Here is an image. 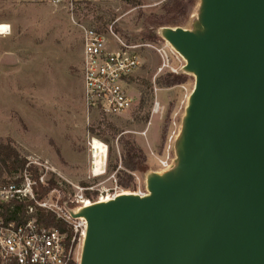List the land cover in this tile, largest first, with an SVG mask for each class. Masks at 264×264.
I'll return each mask as SVG.
<instances>
[{
	"label": "water",
	"instance_id": "1",
	"mask_svg": "<svg viewBox=\"0 0 264 264\" xmlns=\"http://www.w3.org/2000/svg\"><path fill=\"white\" fill-rule=\"evenodd\" d=\"M161 37L194 76L175 166L82 206L79 264H264V0H199Z\"/></svg>",
	"mask_w": 264,
	"mask_h": 264
},
{
	"label": "rangeland",
	"instance_id": "2",
	"mask_svg": "<svg viewBox=\"0 0 264 264\" xmlns=\"http://www.w3.org/2000/svg\"><path fill=\"white\" fill-rule=\"evenodd\" d=\"M132 1L75 0L71 5L54 6L48 0H0V25L7 27L0 35V141L11 142L28 165L36 168L38 177L43 175L44 181L53 179L58 184L41 199L66 210L76 209L79 204L74 200L80 196L95 202L100 196L144 188L150 173H163L175 166V146L194 76L185 74L179 84L158 85L159 77L166 75L155 77L160 63L156 48L163 41L147 36L164 15L166 0ZM181 1L188 13L184 28L194 29L200 2L189 5L188 0ZM84 27L107 36L112 31L127 45L137 47L141 66L131 78L129 91L134 102L124 113L106 115L84 103ZM155 99L163 108L152 114ZM108 124L115 127L114 134ZM92 137L107 146L100 174L90 167ZM122 139L132 141L144 153L146 172L121 167ZM166 155L171 159L169 167L161 169L158 160ZM118 170L132 176L133 187L118 186ZM14 174L4 173L1 179L8 181ZM80 254L81 250L79 258Z\"/></svg>",
	"mask_w": 264,
	"mask_h": 264
},
{
	"label": "built area",
	"instance_id": "3",
	"mask_svg": "<svg viewBox=\"0 0 264 264\" xmlns=\"http://www.w3.org/2000/svg\"><path fill=\"white\" fill-rule=\"evenodd\" d=\"M48 1L54 6H62L71 5L75 0ZM110 34L107 36L91 27H84L82 30V97L87 107L115 116L128 111L133 105V97L129 92L131 78L141 66V56L135 45H127L112 31ZM114 40L115 47L111 48V41ZM162 41L161 47L156 48L160 63L156 68L155 77L180 72L185 64L180 54L168 42ZM162 108L163 106L155 99L151 113H160ZM94 139L92 137L89 142L91 169L95 165L92 149ZM102 144L105 147L104 169L107 146ZM170 161V156L166 155L158 160L159 167L168 168ZM100 164L99 160L98 167ZM39 184L42 186L47 184L44 176L33 178L26 170L19 183L0 184V264H79V251L82 249L86 221L82 217L73 218L70 211H76L94 201L80 196L79 200H74L79 206L66 210L37 198L34 188ZM123 192L139 196L147 194L146 187H136L135 190ZM121 193L100 196L97 201L103 198L111 199ZM28 202L30 203L27 204ZM23 203L27 204L23 212L17 211L15 217L8 218L7 214ZM4 209H8L7 213ZM38 210L54 214L57 219H61L64 227L40 223L36 218Z\"/></svg>",
	"mask_w": 264,
	"mask_h": 264
},
{
	"label": "trees",
	"instance_id": "4",
	"mask_svg": "<svg viewBox=\"0 0 264 264\" xmlns=\"http://www.w3.org/2000/svg\"><path fill=\"white\" fill-rule=\"evenodd\" d=\"M123 1H125L126 3L133 4L132 0ZM197 1L198 0H188V4L195 5ZM162 9L164 11V15L160 17L161 19L159 21H156L154 23V29L147 36L150 40H163V38L158 32V29L162 27L184 28L187 22L188 13L186 11V6L181 0H166L162 4ZM185 74L187 73L181 71L175 74L167 73L166 75L159 77L157 83L161 87L179 84L186 78L187 75ZM108 130L111 134H114L116 132L115 127L111 124H108ZM91 132L93 133L94 129H91ZM120 143L122 147V152L120 154L121 167L131 172H146L148 170V166L146 163L145 155L141 151V149L128 139H122ZM27 165V159L20 155L18 150L11 142L0 141V184H6L8 182L19 183L22 179V175L25 170L33 178H37L38 174L36 168H33L31 165ZM125 170H118L116 174L117 184L122 188H131L133 187V178ZM4 173L16 174L12 175L11 179L6 181L5 179H1ZM58 187V184L53 179H49L44 187H41L40 184L36 186L34 188V192L37 198L40 199L51 189ZM29 203L30 202H28L27 204ZM27 204L23 203L18 205L17 207H14L13 211L7 214L8 218H13V216L15 217L17 211L23 212ZM4 211L7 213L8 209H4ZM36 218L40 223H43L47 226H57L61 228L64 227V223L61 221V219H57L56 216L50 212L38 210L36 213Z\"/></svg>",
	"mask_w": 264,
	"mask_h": 264
},
{
	"label": "bare ground",
	"instance_id": "5",
	"mask_svg": "<svg viewBox=\"0 0 264 264\" xmlns=\"http://www.w3.org/2000/svg\"><path fill=\"white\" fill-rule=\"evenodd\" d=\"M7 32V27L4 26V25H0V35H3ZM92 149L94 151V155H95V158H94V167H93V172L96 173V174H100L102 169H103V157L105 155V147L104 145L99 141L97 140L96 138L93 140V143H92ZM100 160V165L98 167V162ZM121 194H126L125 192H122ZM120 194V195H121ZM110 198H103L101 201H106Z\"/></svg>",
	"mask_w": 264,
	"mask_h": 264
}]
</instances>
